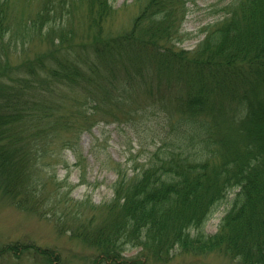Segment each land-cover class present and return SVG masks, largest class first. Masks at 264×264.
I'll return each instance as SVG.
<instances>
[{"label":"trees","instance_id":"obj_1","mask_svg":"<svg viewBox=\"0 0 264 264\" xmlns=\"http://www.w3.org/2000/svg\"><path fill=\"white\" fill-rule=\"evenodd\" d=\"M137 1L129 27L114 34L106 28L116 12L111 0H42L26 19L15 13L16 0H0L3 191L36 215L62 202L59 228L68 225L71 236L98 249L93 262L124 264L129 246L147 262L126 264L166 263L175 247L264 264V0H233L193 50L179 46L193 0ZM33 34L48 50L11 64L16 40L24 47ZM152 111L164 114L160 130L169 134L132 174L116 173L102 209L87 197L44 195L54 179L41 178L40 161L54 141L73 150L70 141L104 121L98 114L139 133ZM229 200L216 232L205 233ZM19 250L59 260L23 244L1 247L0 255Z\"/></svg>","mask_w":264,"mask_h":264},{"label":"rangeland","instance_id":"obj_2","mask_svg":"<svg viewBox=\"0 0 264 264\" xmlns=\"http://www.w3.org/2000/svg\"><path fill=\"white\" fill-rule=\"evenodd\" d=\"M232 1L193 0L186 3L187 13L182 23V32L187 34V38L179 46L185 50H193L204 39L205 29L225 17V8ZM41 2L42 0L30 2L16 0L15 13L20 18L26 19L39 9ZM111 4L116 12L108 20L106 28L115 34L129 27L139 10L140 2L111 0ZM16 42L10 55L11 64L33 58L48 50L50 46L46 40H40L35 34L28 44H24V47L19 38ZM74 111L76 109H69L71 113ZM156 113L157 111H152L146 122V128L144 127L139 133H135L128 126L114 122L112 117L98 114L96 118L104 121L98 122L90 131L79 133L77 143L70 141L69 145L74 146L73 150L64 149L59 146L60 142L54 141L58 144L51 146L47 156L40 161L43 171L41 178L52 176L54 179L47 183L44 195H48V191L54 192L58 201L64 192L74 200L87 197L93 206H100L102 209L101 205L112 197V186L117 179L116 173L126 171L127 174H132L131 170L145 164L150 154L156 150L160 137L169 134L161 133V127L166 126L165 121L162 124L164 114ZM62 144L64 143L61 142ZM233 193L228 199H232ZM48 202L50 204L46 208L51 209L53 203L50 200ZM230 202L231 200L218 206L204 226L205 233L213 234L216 231L221 217L230 207ZM60 204L63 203H57L56 207L45 215L23 211L12 205L3 191L0 177V248L23 244L49 249L55 255L53 257L59 259L53 264H111L93 262L98 258V249L87 246L80 239L71 236L70 231L67 230L68 225L64 229L59 228L58 222L65 220L63 210L65 206L60 208ZM72 205L70 202L69 212L75 211ZM79 210L83 211V214L87 213L86 206H80ZM100 213L101 211L98 210V216ZM139 251L141 250L138 247L127 246L122 253L124 264L131 260L137 263L147 262ZM0 264L48 263L34 251L19 250L16 254L6 252L0 255ZM148 264L159 263L150 260ZM163 264H241V262L222 252L194 255L175 247L169 254V260Z\"/></svg>","mask_w":264,"mask_h":264}]
</instances>
